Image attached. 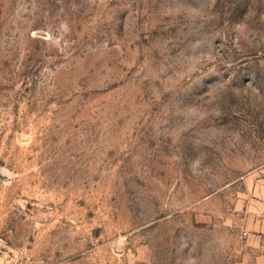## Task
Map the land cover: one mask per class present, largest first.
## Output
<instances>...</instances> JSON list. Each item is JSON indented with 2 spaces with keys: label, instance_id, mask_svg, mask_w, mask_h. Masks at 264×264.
Returning a JSON list of instances; mask_svg holds the SVG:
<instances>
[{
  "label": "rangeland",
  "instance_id": "374dc122",
  "mask_svg": "<svg viewBox=\"0 0 264 264\" xmlns=\"http://www.w3.org/2000/svg\"><path fill=\"white\" fill-rule=\"evenodd\" d=\"M264 256V0H0V264Z\"/></svg>",
  "mask_w": 264,
  "mask_h": 264
},
{
  "label": "crops",
  "instance_id": "0c3cea01",
  "mask_svg": "<svg viewBox=\"0 0 264 264\" xmlns=\"http://www.w3.org/2000/svg\"><path fill=\"white\" fill-rule=\"evenodd\" d=\"M242 264V263H240ZM244 264H264V256H257V261L256 262H250V263H244Z\"/></svg>",
  "mask_w": 264,
  "mask_h": 264
}]
</instances>
